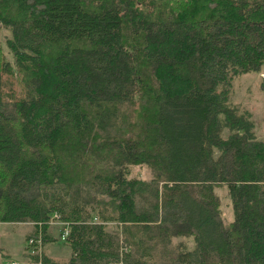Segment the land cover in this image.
<instances>
[{
    "label": "trees",
    "instance_id": "1",
    "mask_svg": "<svg viewBox=\"0 0 264 264\" xmlns=\"http://www.w3.org/2000/svg\"><path fill=\"white\" fill-rule=\"evenodd\" d=\"M0 26V223L29 224L28 264L52 213L70 254L42 264H264V139L229 99L264 71V0H0Z\"/></svg>",
    "mask_w": 264,
    "mask_h": 264
},
{
    "label": "rangeland",
    "instance_id": "2",
    "mask_svg": "<svg viewBox=\"0 0 264 264\" xmlns=\"http://www.w3.org/2000/svg\"><path fill=\"white\" fill-rule=\"evenodd\" d=\"M7 31L0 26V34ZM6 57L10 55L3 48ZM229 99L239 107H247L251 111V118L254 122V134L257 138L264 139V89L260 85V76L257 71L250 70L236 74L232 79V87L229 91ZM129 175L138 176L144 179L151 177V172L144 164L131 166ZM225 188V187H224ZM221 196V209L224 219L232 218L229 200L226 197L223 188L217 190ZM54 230V235L58 237L56 227L49 226ZM30 230L28 223H0V264H8L10 260L16 261V264H28L23 257L25 244L24 235ZM188 244L190 241L183 237ZM176 241L175 238L172 240ZM44 248V243L41 245ZM47 252L56 259H66L70 254V249L56 238L48 246Z\"/></svg>",
    "mask_w": 264,
    "mask_h": 264
},
{
    "label": "built area",
    "instance_id": "3",
    "mask_svg": "<svg viewBox=\"0 0 264 264\" xmlns=\"http://www.w3.org/2000/svg\"><path fill=\"white\" fill-rule=\"evenodd\" d=\"M259 76L264 78V71H259L258 72ZM56 227V231L58 234L59 239H63L65 235L67 234L68 227H67V222L60 220L58 218L57 213H52L48 220V227L49 226H54ZM51 228V227H49ZM41 234H36L35 236H30L26 240V250L30 253L36 254L37 258L34 261V264H42L40 254L42 251V241H41ZM8 264H16V261L10 260Z\"/></svg>",
    "mask_w": 264,
    "mask_h": 264
},
{
    "label": "crops",
    "instance_id": "4",
    "mask_svg": "<svg viewBox=\"0 0 264 264\" xmlns=\"http://www.w3.org/2000/svg\"><path fill=\"white\" fill-rule=\"evenodd\" d=\"M47 232L48 233H50V234H52V235H54L53 233H54V230L52 229V228H47ZM50 242H51V240H49V241H46L45 243H44V248H43V250H44V252L45 253H47L48 254V252H47V248H46V246H48V244H50ZM49 255V254H48ZM25 259V258H24Z\"/></svg>",
    "mask_w": 264,
    "mask_h": 264
}]
</instances>
